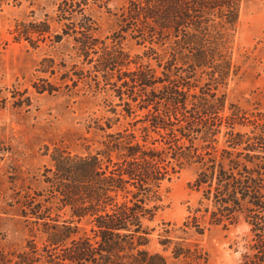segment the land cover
Masks as SVG:
<instances>
[{"label":"trees","instance_id":"trees-1","mask_svg":"<svg viewBox=\"0 0 264 264\" xmlns=\"http://www.w3.org/2000/svg\"><path fill=\"white\" fill-rule=\"evenodd\" d=\"M109 2L59 4L62 33L50 41L72 38L76 57L91 69L78 71L74 64L60 84L43 80L37 91L53 95L92 80L106 90L100 88L102 79L114 87L126 116L140 117L135 124H144L143 142L125 129L108 134L104 149L84 155L55 148L52 166L41 175L43 187L17 200L24 222L43 235V248L29 241L27 251L13 254L16 261L3 257L4 264H167L163 255L148 250L149 224L164 208L163 187L179 173L174 162L180 159L201 166L191 185L200 194L198 208L184 226L201 233L205 226L235 225L245 216L252 237L240 264H264V119L249 120L235 111L225 115L224 98L217 94L219 86L238 75L231 31L244 0H130L118 29L102 40L94 12ZM42 27L34 33L46 41L51 28L48 22ZM128 37L144 46L143 57L156 61L157 68L126 51ZM62 69L64 63L43 61L44 74L54 76ZM4 101L0 97V108ZM247 125L249 133L237 131ZM223 128L228 148L220 150ZM151 134L159 139L149 143ZM196 140L207 144L202 153L193 145ZM10 151L0 136V166ZM85 219L90 228L80 234L77 224Z\"/></svg>","mask_w":264,"mask_h":264},{"label":"rangeland","instance_id":"rangeland-1","mask_svg":"<svg viewBox=\"0 0 264 264\" xmlns=\"http://www.w3.org/2000/svg\"><path fill=\"white\" fill-rule=\"evenodd\" d=\"M62 1L0 0V97L5 99L0 108V136L11 148L0 166V264H4L5 257L16 261L13 254L27 251L29 241L34 240L39 250L43 248V235H35L24 222L17 200L18 196L43 187L41 175L45 167L52 166L55 148L84 155L104 149L102 143L108 134L125 129L135 132L143 142L144 124H135L140 117H127L124 105L114 96V87L104 85L102 79L100 88L106 90L96 88L92 80L88 83L93 89L80 81L71 91L62 88L53 95L38 93L37 90L43 88V80L60 84L61 75L74 64L78 65V71L91 69L76 57L72 38L63 37L59 43L50 41L62 33V24L57 22V10ZM129 1L110 0L107 8L95 9L100 39L110 37L118 29L119 15ZM43 22H48L51 28V37L46 41L43 35L34 33L43 30ZM231 34L238 75L217 90L225 101L224 113L230 115L235 111L249 120L264 119V0H244L239 23ZM123 46L133 58L143 57L146 51L130 37ZM46 59L64 63L66 69L54 76L44 74ZM141 62H150L157 68L152 59L143 57ZM70 76L77 80L72 73ZM205 80L206 77L203 83ZM108 124L112 129H107ZM250 130V125L237 127L240 133ZM224 133L223 128L218 136L220 150L228 148ZM155 139L159 137L151 134L148 142ZM185 145L190 146L188 142ZM193 145L202 153L207 144L196 140ZM116 156L112 154L113 159ZM217 159L221 160L220 152ZM174 164L179 173L163 187L164 208L149 224L153 232L148 250L163 255L167 264H240L252 237L245 216H240L235 225L205 226L201 233L185 227L188 217L198 208L200 194L191 185L201 166L185 159ZM77 225L80 234L89 231L88 219ZM180 248L182 255L176 257V250Z\"/></svg>","mask_w":264,"mask_h":264},{"label":"clouds","instance_id":"clouds-1","mask_svg":"<svg viewBox=\"0 0 264 264\" xmlns=\"http://www.w3.org/2000/svg\"><path fill=\"white\" fill-rule=\"evenodd\" d=\"M241 251H243V249H241ZM239 255V254H238Z\"/></svg>","mask_w":264,"mask_h":264}]
</instances>
